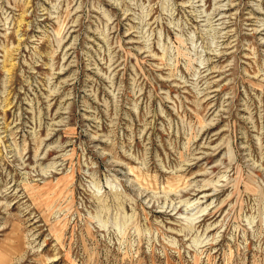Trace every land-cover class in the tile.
<instances>
[{
    "label": "rangeland",
    "instance_id": "rangeland-1",
    "mask_svg": "<svg viewBox=\"0 0 264 264\" xmlns=\"http://www.w3.org/2000/svg\"><path fill=\"white\" fill-rule=\"evenodd\" d=\"M0 264H264V0H0Z\"/></svg>",
    "mask_w": 264,
    "mask_h": 264
},
{
    "label": "bare ground",
    "instance_id": "bare-ground-1",
    "mask_svg": "<svg viewBox=\"0 0 264 264\" xmlns=\"http://www.w3.org/2000/svg\"><path fill=\"white\" fill-rule=\"evenodd\" d=\"M221 13V12H220Z\"/></svg>",
    "mask_w": 264,
    "mask_h": 264
}]
</instances>
